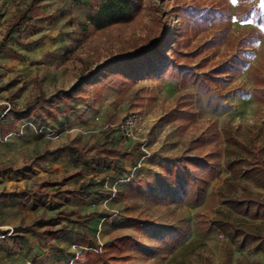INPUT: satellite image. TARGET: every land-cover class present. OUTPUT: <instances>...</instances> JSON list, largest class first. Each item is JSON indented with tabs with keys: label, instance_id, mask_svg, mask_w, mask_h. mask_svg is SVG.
<instances>
[{
	"label": "rangeland",
	"instance_id": "1",
	"mask_svg": "<svg viewBox=\"0 0 264 264\" xmlns=\"http://www.w3.org/2000/svg\"><path fill=\"white\" fill-rule=\"evenodd\" d=\"M29 1L0 0V42L6 30L4 21L27 8ZM103 1L36 0L28 6L22 30L11 32L0 50L4 61L0 62V116L8 107L22 109L39 90L46 97L57 92L62 98L55 97L54 103L61 101L58 109L70 114L75 100L89 99L96 119L104 121L102 129L115 133L134 150L132 165L118 167L98 160L91 152L75 156L70 145H81L59 142L61 126L47 120L56 114L54 107L46 110L48 104L31 111L33 117L21 118L13 131L31 148H23L21 143L9 148V135L1 132L10 125L5 121L15 117L8 112L0 123V264H103L95 251L104 253L105 261L110 262L111 255L119 253L108 244L122 235L133 236L139 245H127L122 256L115 258L116 264L127 261V255L130 264H205L207 259H224L226 247L232 250L233 261L245 256L264 262V254L254 244L238 247L211 223L212 218H229L243 225L249 221L219 197L218 189L231 177L223 152L216 157L218 172L198 202H193L192 194L196 185H186V194L172 199L168 194L177 186L162 182V177L159 183L151 179L162 174L164 162L216 149L200 147L196 140L207 127L220 133V149L227 135H236L264 150V101L255 97L256 84L264 82V0H143L133 20L97 29L89 15ZM80 22L87 23L86 36L81 39ZM41 25L43 33H39ZM49 33L52 46L47 48ZM167 33L172 40L159 41L164 42L167 55L179 51L175 55L184 68L178 76L153 69L134 81H110L121 62L109 61L125 58ZM74 35L78 40H73ZM236 52L245 58V64L235 72H220V79L209 86L183 76L184 72H208ZM16 58L38 75L28 79L16 72ZM11 93L14 98H9ZM129 113L142 119L147 153L141 143L122 137L114 128H104L105 123ZM78 114L76 119L81 118ZM27 119L53 130L21 127ZM25 129L30 131L25 133ZM70 131L65 133L69 136ZM65 145L72 164L56 177L49 173L50 165L63 158ZM43 152L40 161L35 160ZM141 180L148 184L135 187ZM137 219L147 222L136 229ZM57 227L62 231L56 237L44 239L38 234Z\"/></svg>",
	"mask_w": 264,
	"mask_h": 264
},
{
	"label": "trees",
	"instance_id": "2",
	"mask_svg": "<svg viewBox=\"0 0 264 264\" xmlns=\"http://www.w3.org/2000/svg\"><path fill=\"white\" fill-rule=\"evenodd\" d=\"M36 0H30L28 6ZM28 6L20 11L13 18L6 19L4 26L6 28L5 34L0 42V50L5 46V41L9 38V35L13 31L20 32L24 22L28 18ZM143 7V0H104L97 9L89 15V20L95 28H104L106 26L120 23L129 22L135 18V16L141 11ZM80 39L86 36L87 23H78ZM164 39V42L172 40V36L167 33L166 35L157 36L156 40L147 47L138 49L131 55L125 58H118L110 63L120 61L119 70L113 73L110 81L115 84L120 80L126 82L127 80L134 81L137 77H144L148 74L149 70L159 69L164 73L178 76L183 71V64L180 63L176 52L173 51L171 55H167L166 50L163 48L164 42L159 40ZM244 48V47H242ZM151 52V53H149ZM243 64H245V58L242 57L239 52L232 54L230 59H227L217 66L213 67L208 72L202 73H187L184 72L183 76H192L193 81L198 85L209 86L212 82H217L220 77V72H235ZM147 66V70L144 68ZM22 90V87L17 91ZM67 90L63 93L65 94ZM67 94V93H66ZM14 94L11 93L9 98H14ZM62 98L57 92H54L50 96H45L43 91L36 92L32 98L27 101L22 109L11 110L10 107L0 116V123H4L6 114L13 113L15 115L14 120L25 118L31 114L36 107L40 105L48 104L46 110H51L54 107V98ZM255 97L258 100L264 101V82L257 83L255 86ZM10 126V125H9ZM6 130L1 131L2 133ZM220 133L211 127L207 129L196 139L199 146L206 148L210 145L216 149L205 152L203 155H184L179 159L173 161L164 162L161 164L162 174H156L151 176V179L155 183H159L158 179L162 177V182L169 181V186H177L174 191L169 192V198H175L178 195L186 194V185H196L193 191L194 201L198 202L204 196L206 187L209 182L214 178L218 172V161L216 157L224 153V163L231 172V177L225 181V187L218 189V194L221 202L226 204L231 211L236 215L243 218H247L249 221L246 225L241 222H235L229 218H212L211 223L217 228L223 230L232 242L237 243L238 247H243L247 244H254V249L264 252V150L259 145H256L254 141L239 139L236 135H227L226 144L223 149H220L217 144V139ZM70 148L79 152L83 156L91 155L101 160L105 158L108 163H113L114 154H120V151L112 148H108L103 144H90L87 146H74L70 145ZM43 153L36 154L35 160L40 161ZM244 178L245 180H242ZM246 180H250L248 183ZM147 185V181L141 180L134 184L135 187L141 185ZM238 189L241 191L237 193ZM69 212H75L74 209H68ZM147 221L144 219L135 220V228L143 226ZM174 230L175 227H172ZM211 230L209 227L207 231ZM62 231L61 227L55 229H43L38 231V234L44 238L49 239L56 237ZM0 229V233H1ZM179 239H177V242ZM133 244L138 246V241L131 235H122L118 238L112 239L108 247L111 251L116 250L119 255H111L110 262H106L104 259V253H94L95 257L101 258L103 264H116L117 256L121 257L122 252L126 251V246ZM142 248V247H141ZM174 246L170 248V251L174 250ZM87 254L92 255L91 251H87ZM126 256V255H125ZM94 257V256H93ZM94 257V258H95ZM127 261L122 264H130V257L127 255ZM78 262V261H77ZM76 262V263H77ZM73 262H71L72 264ZM205 264H212L210 259L206 260ZM223 264H233L232 262V250L229 247L225 248V257ZM235 264H262L257 260H249L245 256L236 260Z\"/></svg>",
	"mask_w": 264,
	"mask_h": 264
},
{
	"label": "crops",
	"instance_id": "3",
	"mask_svg": "<svg viewBox=\"0 0 264 264\" xmlns=\"http://www.w3.org/2000/svg\"><path fill=\"white\" fill-rule=\"evenodd\" d=\"M43 25H41V29L39 30V33H43ZM50 34H47V48H50L52 46ZM78 35L73 36V40H78ZM2 49V48H1ZM52 51H55V49H52ZM6 62H9V59H5ZM1 64H3L4 61H1ZM14 67L16 68L15 71H21L26 78H32L38 75V73L32 69L29 65H26L25 62L20 61L19 59H15ZM45 87L47 85H44ZM5 91V90H4ZM3 92V91H2ZM4 95V94H3ZM89 99L86 100H75V103L71 104L72 107V114L68 112H64V109L61 108L58 109V105L61 104V101H59L57 104H54L55 108V115L53 117L48 118L47 120L50 123L56 124V127L58 125L61 126V134L59 136V142H69L77 144L81 146H87L90 144L95 143H103L104 146L112 149H116L120 151V154H114V161L113 163L116 164L118 167H124L128 168L132 165V156L134 153V150L130 149V144L126 141L121 142L117 139L115 133H110L109 130L102 129V125L104 123L103 119H96L97 115L92 110V106L89 103ZM43 106H46L43 105ZM52 110V108H50ZM78 112H82L83 115L81 116ZM68 113V115H66ZM81 116L80 119H76L75 115ZM28 117H33V114H30ZM21 121V119L11 121H5L10 126H8V129L6 132L4 131V135H9V141L7 142L6 146L9 148L15 149L16 146H18L19 143H21L23 148H31L28 141H24L22 139H19L13 134V131L15 130V126ZM58 128V127H57ZM71 130L69 136L65 133V131ZM30 130L25 129V133L29 132ZM39 139L43 140L44 144H47L48 141L45 140L44 136H38ZM44 145L41 147L43 148ZM40 148V149H41ZM131 150V151H130ZM70 149L67 145L64 146V154L63 158H57L50 166L49 173L51 175H54L56 177H59L62 175V173L71 167V164L69 160H67V157L69 156ZM75 156H78L79 152H74ZM89 156V155H88ZM102 160V159H101ZM103 160H106L103 158ZM107 161V160H106ZM100 232V231H99ZM83 234H86L87 237H91V235L87 232V230L82 231ZM103 232V236L105 235ZM105 240V236L103 237ZM264 254V252H261ZM223 258L217 257L215 260H210L212 264H223ZM233 264H235L236 261H233ZM264 264V262H262Z\"/></svg>",
	"mask_w": 264,
	"mask_h": 264
},
{
	"label": "built area",
	"instance_id": "4",
	"mask_svg": "<svg viewBox=\"0 0 264 264\" xmlns=\"http://www.w3.org/2000/svg\"><path fill=\"white\" fill-rule=\"evenodd\" d=\"M31 126L34 130L42 131L47 129L48 131L52 132V128L48 127L45 124L35 123L32 120L27 119L21 125L23 126ZM104 128H114L118 131V133L133 142L141 143L142 150L147 153L146 148H144V138H145V130L144 124L142 119L136 113H129L125 115L121 120L115 122H107L104 125Z\"/></svg>",
	"mask_w": 264,
	"mask_h": 264
},
{
	"label": "snow or ice",
	"instance_id": "5",
	"mask_svg": "<svg viewBox=\"0 0 264 264\" xmlns=\"http://www.w3.org/2000/svg\"><path fill=\"white\" fill-rule=\"evenodd\" d=\"M233 3H235V0H232Z\"/></svg>",
	"mask_w": 264,
	"mask_h": 264
}]
</instances>
